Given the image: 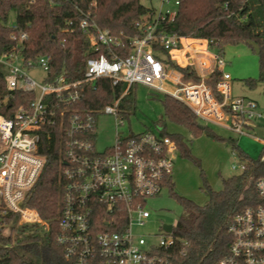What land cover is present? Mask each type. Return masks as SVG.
<instances>
[{"label":"built area","instance_id":"2783aa9c","mask_svg":"<svg viewBox=\"0 0 264 264\" xmlns=\"http://www.w3.org/2000/svg\"><path fill=\"white\" fill-rule=\"evenodd\" d=\"M55 1L70 6L77 16L67 23L65 32H82L96 55L87 60L85 76L78 81H69L64 74L50 77L51 57L26 60L21 46L29 35L16 24L9 25L8 38L17 49L0 56V65L7 70V90L34 92L36 99L28 107H19L12 118L0 115V234L8 229L9 217L18 216L20 227L33 225L49 231L57 223V245L75 264H169L164 251L175 244L176 226L169 233L163 225L158 243L134 230L151 218L146 209L148 199L159 196L172 180L178 145L161 131L145 132L124 140L117 137L113 147L99 153L96 143L87 138L96 132L97 116L118 117L121 102L138 85L180 102L202 124L220 126L240 136L252 137L250 132L264 120V112L251 99L232 97L231 76L224 72L226 63L216 42H189L158 31L161 24L175 20L182 0H161L160 11L140 26L144 35L130 40V53L124 57L120 54L125 47L122 38L96 21L97 0H52V5ZM171 6L175 10H170ZM163 52L169 53L171 62L193 67L200 81L186 82ZM178 52L185 65L178 63ZM36 68L46 73L42 86L28 76L27 71ZM214 71L222 74L215 90L208 84ZM100 79L112 81L114 87L126 85L125 93L98 114L70 113ZM57 122L67 124L69 141L60 174L58 217L47 221L30 200L47 164L39 153L42 133ZM256 194L258 203L230 221V252L218 264H264V179L257 181Z\"/></svg>","mask_w":264,"mask_h":264},{"label":"trees","instance_id":"16d2710c","mask_svg":"<svg viewBox=\"0 0 264 264\" xmlns=\"http://www.w3.org/2000/svg\"><path fill=\"white\" fill-rule=\"evenodd\" d=\"M51 2L0 0V56L17 49V45L8 38L9 25L16 24L29 35L21 46V55L26 60L36 61L39 57L50 56V77L64 74L69 81H78L85 76L87 60L96 54L92 52L86 35L80 31L69 34L64 30L67 23L77 17L74 9L62 2L55 1L54 5ZM155 15L156 10L144 6L142 0H97L95 10L98 25L122 38L125 47L120 54L123 57L130 53V40L144 35L140 26ZM158 31L181 38L214 41L221 55L227 46L245 45L258 55L261 69L258 80H247L245 83L250 88L264 84V0H182L175 20L161 24ZM163 54L173 68L184 74L186 82L200 81L193 67H181L171 62L168 52ZM6 74V68L0 65V115L12 118L19 107H28L36 99V93L23 90L9 92ZM221 80L222 74L214 71L208 84L215 90ZM111 82L108 79L96 81L85 91L82 100L70 108V113L83 111L98 114L112 105L123 96L126 85L114 87ZM131 92L126 97L131 96ZM163 106L170 121L194 136L210 133L208 127L180 102L165 96ZM67 127L66 123L60 122L49 126L42 133L39 146V153L46 157L47 164L30 201L47 221H54L60 208V174L66 164L65 145L69 141ZM161 134L175 141L183 156L192 158L181 135L168 134L164 127ZM87 138L96 142V132L87 134ZM230 143L243 162L245 171L239 176L224 179L223 189L219 192L208 186L207 204L198 205L178 196L174 192L175 185L167 181L166 186L184 209V215L173 233L175 244L164 251L169 264H218L230 252V221L247 207L258 203L256 183L264 179V162L244 156L235 140L231 139ZM7 222L8 229L0 234V264H75L65 258L63 249L57 245V223L45 231L33 225L18 226V216L9 217Z\"/></svg>","mask_w":264,"mask_h":264},{"label":"rangeland","instance_id":"374dc122","mask_svg":"<svg viewBox=\"0 0 264 264\" xmlns=\"http://www.w3.org/2000/svg\"><path fill=\"white\" fill-rule=\"evenodd\" d=\"M142 3L157 12L162 7L161 0H142ZM169 9L175 10V7L171 6ZM11 21H14L13 15ZM224 51V72L232 77V97L251 99L258 103L259 109L264 112V84L250 88L245 83L247 80L259 79L261 69L258 55L249 51L245 45L227 46ZM27 73L38 86L43 85L46 73L41 68L29 70ZM37 91H40L39 88ZM131 93V96L122 101L118 117L107 114L97 116L96 151L104 153L115 145L117 137L124 140L145 132L159 133L162 127L168 134L181 135L192 158H186L180 152L177 154L171 181L175 185L174 192L193 203L207 204L208 186L219 192L223 189L224 179L239 176L244 171L243 162L230 143L231 139L236 141L239 151L251 160L258 161L264 154V144L259 141L264 140V120L259 121L257 127L251 130L252 137L240 136L226 128L213 125H207L209 134L196 137L167 118L163 106L164 95L140 85L134 86ZM146 209L151 218L144 226L136 227L134 232L147 240L152 237L155 243H158L162 236L163 225L176 226L184 215L182 205L172 195L168 186L163 188L159 196L148 199Z\"/></svg>","mask_w":264,"mask_h":264},{"label":"crops","instance_id":"0c3cea01","mask_svg":"<svg viewBox=\"0 0 264 264\" xmlns=\"http://www.w3.org/2000/svg\"><path fill=\"white\" fill-rule=\"evenodd\" d=\"M193 41H195V40H189V42H193ZM175 55L177 56V59H178V63H183L184 62V58H183V55H182V53H175ZM231 79H232V77H231Z\"/></svg>","mask_w":264,"mask_h":264},{"label":"water","instance_id":"95a60500","mask_svg":"<svg viewBox=\"0 0 264 264\" xmlns=\"http://www.w3.org/2000/svg\"><path fill=\"white\" fill-rule=\"evenodd\" d=\"M164 229L167 231V232H172V230H173V227H172V225H165L164 226Z\"/></svg>","mask_w":264,"mask_h":264}]
</instances>
